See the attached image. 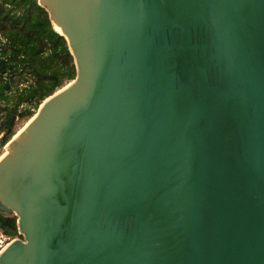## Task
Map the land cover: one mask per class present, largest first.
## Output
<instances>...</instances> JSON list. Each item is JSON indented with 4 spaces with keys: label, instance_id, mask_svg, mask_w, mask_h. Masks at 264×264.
Wrapping results in <instances>:
<instances>
[{
    "label": "water",
    "instance_id": "obj_1",
    "mask_svg": "<svg viewBox=\"0 0 264 264\" xmlns=\"http://www.w3.org/2000/svg\"><path fill=\"white\" fill-rule=\"evenodd\" d=\"M75 78L0 149V264H264V0H36Z\"/></svg>",
    "mask_w": 264,
    "mask_h": 264
},
{
    "label": "trees",
    "instance_id": "obj_2",
    "mask_svg": "<svg viewBox=\"0 0 264 264\" xmlns=\"http://www.w3.org/2000/svg\"><path fill=\"white\" fill-rule=\"evenodd\" d=\"M75 75L65 39L37 1L0 0V145ZM0 233L20 237L14 216L0 213Z\"/></svg>",
    "mask_w": 264,
    "mask_h": 264
},
{
    "label": "rangeland",
    "instance_id": "obj_3",
    "mask_svg": "<svg viewBox=\"0 0 264 264\" xmlns=\"http://www.w3.org/2000/svg\"><path fill=\"white\" fill-rule=\"evenodd\" d=\"M66 83L67 82H65L63 86H65ZM27 121H25V120H19V121L16 122V125H15V134L25 126V124L27 123ZM4 152H5L4 149L1 148L0 149V157L4 154Z\"/></svg>",
    "mask_w": 264,
    "mask_h": 264
},
{
    "label": "built area",
    "instance_id": "obj_4",
    "mask_svg": "<svg viewBox=\"0 0 264 264\" xmlns=\"http://www.w3.org/2000/svg\"><path fill=\"white\" fill-rule=\"evenodd\" d=\"M16 238H19V237H7V236H4L0 233V251L10 242L12 241L13 239H16Z\"/></svg>",
    "mask_w": 264,
    "mask_h": 264
}]
</instances>
